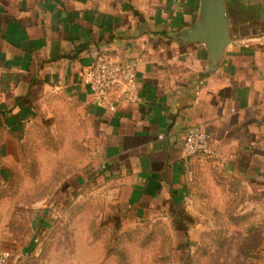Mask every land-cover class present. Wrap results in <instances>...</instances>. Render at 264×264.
<instances>
[{
  "label": "crops",
  "instance_id": "1",
  "mask_svg": "<svg viewBox=\"0 0 264 264\" xmlns=\"http://www.w3.org/2000/svg\"><path fill=\"white\" fill-rule=\"evenodd\" d=\"M224 3L231 43L211 68L206 45L184 39L201 0H0V135L19 146L56 109L78 120L81 143L85 119L98 152L91 182L137 214L151 200L187 198L208 158L264 192V0ZM98 55L136 65L137 103L116 111L97 103L83 75ZM196 123L210 133L213 155H185ZM67 213L11 193L0 198V249L14 253L8 264H83V245L98 248L89 250L91 264H112L105 239L87 234L83 243L76 224L56 221ZM71 235L70 256L59 249Z\"/></svg>",
  "mask_w": 264,
  "mask_h": 264
},
{
  "label": "rangeland",
  "instance_id": "2",
  "mask_svg": "<svg viewBox=\"0 0 264 264\" xmlns=\"http://www.w3.org/2000/svg\"><path fill=\"white\" fill-rule=\"evenodd\" d=\"M54 114L34 121L19 146L0 135V143L10 145L0 152V176L11 177L0 183V198L11 193L50 212L67 210L56 221L76 224L83 243L87 234L105 239L112 264H264V192L246 178L208 158L190 178L187 198L151 200L146 214H137L135 204L91 182L98 152L90 124L81 120L80 143L78 120ZM73 238L67 236L59 250L75 254ZM81 249L83 264H91L89 250L96 254L98 248Z\"/></svg>",
  "mask_w": 264,
  "mask_h": 264
},
{
  "label": "built area",
  "instance_id": "3",
  "mask_svg": "<svg viewBox=\"0 0 264 264\" xmlns=\"http://www.w3.org/2000/svg\"><path fill=\"white\" fill-rule=\"evenodd\" d=\"M83 82L90 88L97 103L110 111H116L121 104H135L140 98V83L134 63H121L98 55L86 69ZM183 150L186 156L214 154L210 133L203 123L187 128ZM13 256L11 250L0 249V264H8Z\"/></svg>",
  "mask_w": 264,
  "mask_h": 264
},
{
  "label": "water",
  "instance_id": "4",
  "mask_svg": "<svg viewBox=\"0 0 264 264\" xmlns=\"http://www.w3.org/2000/svg\"><path fill=\"white\" fill-rule=\"evenodd\" d=\"M184 39L204 43L210 66L215 67L231 43L224 0H201L199 18L186 30Z\"/></svg>",
  "mask_w": 264,
  "mask_h": 264
}]
</instances>
